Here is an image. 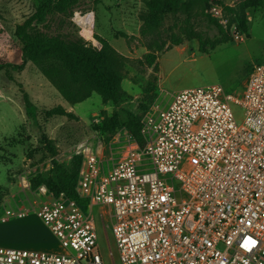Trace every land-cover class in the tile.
I'll use <instances>...</instances> for the list:
<instances>
[{
	"label": "built area",
	"instance_id": "built-area-1",
	"mask_svg": "<svg viewBox=\"0 0 264 264\" xmlns=\"http://www.w3.org/2000/svg\"><path fill=\"white\" fill-rule=\"evenodd\" d=\"M233 106L244 110L241 123ZM141 124L143 147L125 128L114 134L116 158L103 159L100 138L73 151L76 192L109 214L118 264H264V65L241 94L182 89ZM41 194L49 199L31 211L63 251L0 247V264H105L91 212L63 193Z\"/></svg>",
	"mask_w": 264,
	"mask_h": 264
},
{
	"label": "rangeland",
	"instance_id": "rangeland-1",
	"mask_svg": "<svg viewBox=\"0 0 264 264\" xmlns=\"http://www.w3.org/2000/svg\"><path fill=\"white\" fill-rule=\"evenodd\" d=\"M41 1L0 0V210L18 201L40 204L45 199L41 194L44 190L49 196L62 194L55 191L56 164L74 170L77 161L73 151L78 144L88 139L96 143L100 138L107 145L112 138H106L114 136L116 127H126L128 114L142 120L151 106L159 104L155 103L157 94L165 104L169 95L163 97L159 88L171 92L177 83L186 88L217 84L229 94H241L253 66L264 65V0H222L217 4L222 8L213 10L212 16L223 26L224 35L207 21L199 3L189 12L175 9L152 14L147 0H76L67 11L53 12L43 24L34 26L45 37L81 42L85 49L107 54L108 71L121 76V85L131 86L132 94L122 87L124 94L118 103L104 102L95 84L83 79L74 82L65 65L55 58L23 62L16 27L33 16ZM87 16L91 38L81 22ZM187 18L195 32L217 42L204 53L199 51L197 39H184L180 46L188 49L192 60L188 51L181 53L174 46L166 50L173 35L184 38ZM236 33L243 34L242 41L235 40ZM156 45H162L156 53L160 80L158 70L145 60L151 46ZM19 65L21 69H16ZM232 109L241 123L244 110L240 106ZM105 117L117 123L108 133L102 130ZM81 206L95 219L105 264H113V258L118 264L109 214L103 218L101 209L90 208L88 202ZM58 244L57 239L51 242L57 249Z\"/></svg>",
	"mask_w": 264,
	"mask_h": 264
},
{
	"label": "trees",
	"instance_id": "trees-1",
	"mask_svg": "<svg viewBox=\"0 0 264 264\" xmlns=\"http://www.w3.org/2000/svg\"><path fill=\"white\" fill-rule=\"evenodd\" d=\"M75 2L76 0H42L33 16L16 27V37L22 44L23 62L31 61L37 63L42 59L55 58L65 65L74 82L80 79L92 82L102 95L104 102L112 101L118 103L121 99V95L124 94L121 85L122 77L108 71L109 69L104 61V56L106 55L107 57L105 52L85 49L81 45V42L71 44L59 38L45 37L36 32L34 24H43L49 14L53 12H65L71 8ZM197 3L203 6L207 21L217 27L219 32L224 35L225 31L223 26L211 13L212 6L214 4H221L222 0H147L146 7L152 14H163L175 9H182L189 12ZM242 26L244 32H246L247 29L245 24H242ZM183 30L185 34L184 38L173 35L171 44L166 50L173 46L182 45L184 39L189 41L197 39L199 42V51L207 53L208 50L213 49L217 43L213 41V39L209 37L204 38L195 32L191 25L190 18L185 20ZM151 48H153V50L150 49L151 51L146 54L145 60L148 66L154 65V68L157 69L156 53L162 50V45L151 46ZM21 67V65L16 66V69H21ZM26 105L29 114H32L33 108L27 99ZM113 120L115 121L113 118L105 117L102 122V130L107 133L108 131H112L117 126V123H113ZM125 125L129 134L138 142L140 147H143L145 140L141 133L142 124L140 118L136 115L128 114ZM118 127L115 128L116 131L122 129L121 127L118 129ZM111 138L112 134L108 135L106 140L110 141ZM75 157L77 165L72 171H68L63 165L55 163L58 172V186L55 191L56 193L63 192L65 196L75 199L78 204L83 205L87 203V200L80 198L76 192L81 158L78 156ZM38 183L39 182H37V184ZM50 187L52 188V186Z\"/></svg>",
	"mask_w": 264,
	"mask_h": 264
},
{
	"label": "crops",
	"instance_id": "crops-1",
	"mask_svg": "<svg viewBox=\"0 0 264 264\" xmlns=\"http://www.w3.org/2000/svg\"><path fill=\"white\" fill-rule=\"evenodd\" d=\"M179 50L181 53L187 52L188 49L184 46H174ZM189 53V58L192 60L194 57H191V53ZM157 63V70L159 72L158 80H160L161 72H160V60L159 56L156 59ZM123 87V83H122ZM123 89L130 94H132V88L129 86L123 87ZM160 93L163 94V97L169 95L168 100H171L173 94L177 91L186 89V87H179L177 83L176 87L170 92L169 90L163 88H159ZM155 99V103H159L160 107H165L169 101L163 104V99L161 98L158 100ZM76 112V111H75ZM78 113V112H76ZM79 115V113H78ZM117 151L115 149H111L109 146H105L103 149L102 157L104 160L116 158ZM45 198V197H44ZM49 199L45 198L43 201ZM42 201V202H43ZM39 204H33L31 202H12L7 203L4 206V210L0 217V247L6 248H13V249H26V250H33V251H44V252H51V253H60L63 249L58 244V249L55 245H51V242L56 240L55 236L51 233V231L43 224V222L38 218V216L31 211V207L37 206ZM54 246V247H53Z\"/></svg>",
	"mask_w": 264,
	"mask_h": 264
},
{
	"label": "bare ground",
	"instance_id": "bare-ground-1",
	"mask_svg": "<svg viewBox=\"0 0 264 264\" xmlns=\"http://www.w3.org/2000/svg\"><path fill=\"white\" fill-rule=\"evenodd\" d=\"M81 22L84 26H86L89 22V17L87 16L86 18L81 19ZM85 34L88 38H91V26H86Z\"/></svg>",
	"mask_w": 264,
	"mask_h": 264
}]
</instances>
